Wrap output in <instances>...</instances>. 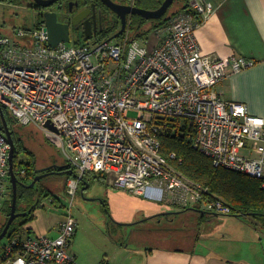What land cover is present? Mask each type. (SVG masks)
I'll return each mask as SVG.
<instances>
[{
    "label": "built area",
    "instance_id": "obj_1",
    "mask_svg": "<svg viewBox=\"0 0 264 264\" xmlns=\"http://www.w3.org/2000/svg\"><path fill=\"white\" fill-rule=\"evenodd\" d=\"M213 8L210 0H188L151 30L152 43L148 36L128 40L126 29L111 40L52 47L44 23L0 34V106L18 125L53 139L73 172L58 232L13 234L0 264H79L69 251L72 203L86 174L150 200L230 214L227 203L206 197L207 188L179 170L174 152L162 153L165 134L185 136L214 166L262 180L264 188V120L216 88L254 60L202 53L195 31ZM9 150L0 135V200L10 182Z\"/></svg>",
    "mask_w": 264,
    "mask_h": 264
},
{
    "label": "crops",
    "instance_id": "obj_2",
    "mask_svg": "<svg viewBox=\"0 0 264 264\" xmlns=\"http://www.w3.org/2000/svg\"><path fill=\"white\" fill-rule=\"evenodd\" d=\"M213 4V11L206 20L195 31V37L204 55L216 58H229L240 56L254 60V64L237 73L231 74L217 84V91L220 96L228 101L244 103L248 111L264 120V0H210ZM180 8V7H179ZM98 175V174H95ZM97 179V178H96ZM111 188L105 176L98 178ZM117 189V188H114ZM58 199V198H57ZM163 204V203H162ZM164 203L163 205L165 206ZM170 205V204H167ZM176 207L179 210L187 208L199 209L193 204L187 207ZM106 210L107 205H106ZM200 212H208L199 209ZM63 212L57 217L55 223L46 226L38 231L32 226L28 227L26 234L33 235L48 233L55 235L58 232L59 224L63 218ZM172 212L147 213L138 219H133V211L124 214V220L118 222L111 220L115 226H122L127 232L129 242H137L134 248H129L128 244L117 242L118 238L113 234H105L102 239H95L94 245L91 242L80 241L78 222L69 247L79 264H253L247 260V254L252 252L256 258H262L260 253L264 250V219L248 218L250 224L245 228L235 231L246 235H254L251 240L232 239L227 230L228 220H223V231H215V243L219 246L228 244L232 250L215 249L201 245L198 240L202 230L201 224L208 219L204 218L198 222L199 211H187L179 215ZM166 213H170L165 215ZM210 213V212H209ZM215 217L224 216L210 214ZM209 215V216H210ZM36 217V215H35ZM156 217V218H155ZM141 218L144 220L153 219L144 225L140 224ZM34 218L32 219V221ZM142 220V221H144ZM186 221H189L190 226ZM109 225V222H106ZM170 232L164 233L162 237L152 234L154 227L165 226ZM192 226V228H190ZM115 228V227H113ZM253 229V230H250ZM263 229V228H262ZM222 230V229H221ZM176 232H179L176 235ZM175 234V235H173ZM217 239L220 241L217 242ZM146 240L149 244L145 245ZM242 241L245 244L243 259H235L232 255L238 254L244 249L238 245ZM2 246L0 248L1 254Z\"/></svg>",
    "mask_w": 264,
    "mask_h": 264
},
{
    "label": "rangeland",
    "instance_id": "obj_3",
    "mask_svg": "<svg viewBox=\"0 0 264 264\" xmlns=\"http://www.w3.org/2000/svg\"><path fill=\"white\" fill-rule=\"evenodd\" d=\"M176 4L169 7L168 11H173L177 8ZM57 12V19L62 21L67 17L66 14H62L60 10H55ZM38 18L37 10L32 6V0H0V34L6 36H14L15 31L18 28H33L35 25V20ZM147 27V25H145ZM128 33V32H127ZM152 33V31L150 32ZM148 34L149 42H154L151 34ZM106 38V37H105ZM140 40V39H139ZM74 40L67 42L68 45L74 43ZM8 115V114H7ZM136 115V112L130 111L129 116ZM16 134L20 137L22 146L25 150H29L33 155L35 169H42L43 167L49 166L51 164H64L66 159L61 153L60 149L56 146L53 139H50L42 130L35 127L34 125L18 126L16 129ZM30 155L25 153L23 150H17L15 155V161H26ZM20 170V169H19ZM20 173L23 176L24 173ZM93 174H86L84 180L78 185V189L73 199L72 203V214L78 222V230L80 241L87 243L88 241L94 245L95 239H102L105 234H113L118 238L117 242H123L129 245V248H134V244L137 242H129L127 237V232H125L122 226H115L111 220L116 221L118 219L123 221L124 214L127 211H133V219H138L144 215L145 211L147 213H162V212H172L176 210L173 205L165 206L162 202L156 200H150L144 196L134 195L130 192L124 191L122 189H114L106 185L103 180L96 179L92 176ZM67 175L65 173H52L38 180L36 187L42 188L45 192H49L47 195L43 194L40 196L39 206L35 208L34 220L20 225L16 222L15 225L11 226L15 232L26 235V229L30 226L34 230L38 231L46 226L51 227L57 217L60 216L61 212L64 210V205L69 202V198L66 194V181ZM6 190H3L0 202V224L4 221V215L1 211V206L4 205L5 200L9 199L11 194V184L10 182L5 186ZM49 198H53V201H49ZM55 198H58L57 200ZM56 201V204H54ZM104 204L107 205L108 211L105 210ZM11 206V205H10ZM36 215V217H35ZM154 218L144 220L141 218L140 224L144 225L146 223L153 222ZM228 220L227 230H229V235L232 239H238L235 235L238 234L242 240H251L254 235H246L235 231L236 229L245 228L250 224L247 217H237V216H219L218 218L210 215L204 223L201 224V234L198 242L203 246L206 245L210 247L213 252L215 249L221 250H232L231 246L228 244L222 245V242L218 246L215 243V231H223L225 233L227 230L223 229V220ZM144 220V221H142ZM109 222V225H106ZM190 226L189 221H186ZM115 227V228H113ZM261 230L264 232V227L261 225ZM192 228V226L190 227ZM165 226L154 227L152 234L155 233L157 236L162 237L164 233L170 232ZM222 229V230H221ZM253 230V229H250ZM155 232V233H154ZM179 232H176L178 235ZM175 235V234H173ZM7 235L0 241V248L3 243L7 241ZM149 244L148 241L146 240ZM217 242L220 241L217 239ZM241 247H244L242 251L238 254L232 255L235 259H243V253L245 251V244L240 241L238 243ZM262 258H256V255L252 252L247 254V260L253 264H264V250L260 252Z\"/></svg>",
    "mask_w": 264,
    "mask_h": 264
},
{
    "label": "trees",
    "instance_id": "obj_4",
    "mask_svg": "<svg viewBox=\"0 0 264 264\" xmlns=\"http://www.w3.org/2000/svg\"><path fill=\"white\" fill-rule=\"evenodd\" d=\"M161 1L162 0H136L135 3L136 5L138 4V7L140 8L152 9L156 8L161 3ZM187 1L188 0H174L172 5H177L178 3L177 8L173 11L167 10L165 15L159 19L147 20L139 15H132L130 17V23L128 26V40L131 41L134 39H144L155 26L163 23L170 15L174 14L175 12L184 9L186 7ZM33 4L34 2L32 0V6ZM42 23L43 17L41 14L38 15L37 20H35V25L38 26ZM145 25H147V27H145ZM25 29L28 28L25 27ZM115 29L116 28H108L98 37L107 38L118 31ZM123 34L124 33L122 32L119 35L122 36ZM4 113L15 142L13 169L18 180L20 181V183L17 185L16 212L24 213L23 215L15 218L10 225L6 234L9 238L16 233L15 228L12 230L11 226L15 225L16 222H18L20 225L30 222L34 218L33 212L35 211V208L39 206L40 196L43 194L47 195L49 192H45L42 188H37V183H35L32 187H22L21 183L29 184L36 173L41 170L35 169L33 160L34 157L32 153L29 150H25L23 148L21 139L16 134V129L19 125L9 115H7L5 111ZM0 130H3L1 119ZM19 149L30 155L28 160L20 162L15 161V155ZM161 151L165 155L174 152L177 157L180 158V164L178 165L179 170L190 180L199 182L205 186L207 188L206 197L211 195L216 196L227 203L231 207V213L228 214L229 216L250 217L257 220H261L262 218L264 219V188L262 187L263 182L261 180L240 172L214 166L208 157L193 148L192 144L187 141L185 136L177 133H169L161 137ZM56 167L58 169L57 171L65 173L67 178H70L73 174L70 166L66 162L61 165H56ZM17 168H24L25 174L20 176ZM92 176L94 178L101 177L99 174H93ZM9 197L10 198L5 200V203H3L4 205L1 206V211L4 215V221L0 224V232L10 213L12 193ZM104 207L106 210V204H104ZM187 211L194 213H196L195 211L200 212V210L195 208H187L179 210L176 213H172L179 215ZM168 214L170 213H166L165 215ZM210 214L211 213L204 211L198 213V222L200 223L204 218L209 217ZM27 231L28 229H26L25 232L27 233Z\"/></svg>",
    "mask_w": 264,
    "mask_h": 264
},
{
    "label": "water",
    "instance_id": "obj_5",
    "mask_svg": "<svg viewBox=\"0 0 264 264\" xmlns=\"http://www.w3.org/2000/svg\"><path fill=\"white\" fill-rule=\"evenodd\" d=\"M57 0H33L34 4L39 7H49ZM103 1L106 6L113 11L115 14L118 15L121 21L120 29L115 32L113 35L109 36L107 39L111 40L117 37L120 33L125 30V25L127 21V17L129 15H139L147 20L149 19H159L165 15L168 8L172 5L173 0H163L159 7L155 9H145L136 6H129L118 4L112 0H101ZM43 23H44V31L48 35V42L49 44L54 47L59 42H69L70 40V31H69V24L61 23L57 20V13L55 11H46L42 14ZM93 36L92 33H85V39H90ZM0 119L2 122L3 130H0V135L5 139V141L9 144V179L11 184V206H10V213L9 216L0 232V241L6 236L7 231L14 221L15 218L23 215L24 213L16 212V200H17V185L20 183L18 180L14 169H13V155L15 151V142L12 137L11 131L9 129L4 110L0 106ZM46 127L54 130V128L49 124H45ZM52 173H62L61 171H52ZM48 173L36 174L33 179L31 180L29 186H33L39 179L47 176ZM199 210V209H197Z\"/></svg>",
    "mask_w": 264,
    "mask_h": 264
},
{
    "label": "flooded vegetation",
    "instance_id": "obj_6",
    "mask_svg": "<svg viewBox=\"0 0 264 264\" xmlns=\"http://www.w3.org/2000/svg\"><path fill=\"white\" fill-rule=\"evenodd\" d=\"M112 1L118 4L138 7V4L136 5L135 3L136 0H112ZM160 4L157 7H159ZM33 7L37 10L38 15H41L46 11H55V10H60L62 14H66L67 17L65 19H63L62 21L58 19L57 20L61 23L69 24L70 40L71 39L74 40L73 41L74 43H81L85 40H88L85 39V33L86 34L92 33L93 36L91 37V39L92 38L100 39L98 36L106 29L116 28L115 30L117 31L121 27V21L118 15L115 14L113 11H111L106 6V4L101 0H57L49 7L41 8L35 4H33ZM131 16L132 15H129L127 17L125 30L128 29ZM42 169H40L41 171L37 172L36 174H42L47 172L48 175H50L52 174V171L58 170L56 164H51L49 166L43 167ZM21 184L22 187H28L30 183L29 184L21 183Z\"/></svg>",
    "mask_w": 264,
    "mask_h": 264
},
{
    "label": "bare ground",
    "instance_id": "obj_7",
    "mask_svg": "<svg viewBox=\"0 0 264 264\" xmlns=\"http://www.w3.org/2000/svg\"><path fill=\"white\" fill-rule=\"evenodd\" d=\"M262 181V180H261ZM57 200V199H56ZM55 203L54 204H56V201H54ZM51 203H52V201H51Z\"/></svg>",
    "mask_w": 264,
    "mask_h": 264
}]
</instances>
